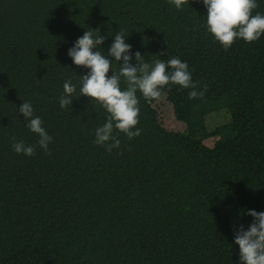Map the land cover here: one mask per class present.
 Returning <instances> with one entry per match:
<instances>
[{
    "label": "trees",
    "instance_id": "1",
    "mask_svg": "<svg viewBox=\"0 0 264 264\" xmlns=\"http://www.w3.org/2000/svg\"><path fill=\"white\" fill-rule=\"evenodd\" d=\"M206 15L203 0H0V264H240L234 233L253 222L248 210L264 212V34L225 50ZM89 28L106 56L123 29L133 66L137 51L187 62L204 96L168 85L148 102L138 91L141 134L114 131L109 153L94 143L100 104L59 105L64 83L79 93L89 71L68 56ZM23 102L53 138L50 155L12 148V137L39 139Z\"/></svg>",
    "mask_w": 264,
    "mask_h": 264
},
{
    "label": "clouds",
    "instance_id": "2",
    "mask_svg": "<svg viewBox=\"0 0 264 264\" xmlns=\"http://www.w3.org/2000/svg\"><path fill=\"white\" fill-rule=\"evenodd\" d=\"M177 9H182L189 0H168ZM207 9V30L222 47L229 49L237 38L251 43L264 34V15L253 10L258 7L256 0H203ZM126 34L123 29L114 36L107 56L97 50L105 42V37L100 34L99 28H89L82 37L78 38L74 46L69 48L68 56L78 67L88 69L87 74L80 76L81 87L77 93L76 85L66 81L63 85L64 92L59 99L61 109L69 108L73 99L86 96L90 101L100 104L107 112L106 123L95 130L94 143L105 147L110 153L114 148H120V140L114 131L127 136L129 140L138 137L141 129L139 123V91L148 102L158 100L162 89L168 85H179L183 89H192L189 99L202 98L207 90L196 91L197 85L192 80L187 62L172 57L165 62L157 59L153 63L145 62L144 56L139 51L135 52L136 61L133 66L132 46L125 42ZM111 57L113 59H109ZM119 63V71L112 68V62ZM122 61V64L120 63ZM171 71H168V69ZM112 70L111 76L109 71ZM123 78L126 87L121 88ZM19 112L27 121V127L38 135L37 145H26L23 141H14L12 148L18 154L34 156L37 146L49 155L48 145L52 137L42 126L43 121L39 116H34V109L30 102H23ZM247 215L253 217V222L247 230L240 225L235 231V244L239 245L240 264H264V212L248 210Z\"/></svg>",
    "mask_w": 264,
    "mask_h": 264
},
{
    "label": "rangeland",
    "instance_id": "3",
    "mask_svg": "<svg viewBox=\"0 0 264 264\" xmlns=\"http://www.w3.org/2000/svg\"><path fill=\"white\" fill-rule=\"evenodd\" d=\"M230 135V127H227L226 129H223L220 133L221 138H225Z\"/></svg>",
    "mask_w": 264,
    "mask_h": 264
}]
</instances>
